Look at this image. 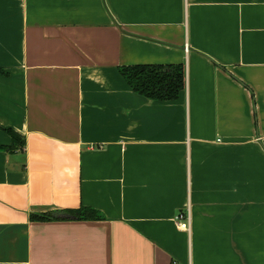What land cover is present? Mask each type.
I'll use <instances>...</instances> for the list:
<instances>
[{"label": "crops", "instance_id": "0c3cea01", "mask_svg": "<svg viewBox=\"0 0 264 264\" xmlns=\"http://www.w3.org/2000/svg\"><path fill=\"white\" fill-rule=\"evenodd\" d=\"M0 264H264V0H0Z\"/></svg>", "mask_w": 264, "mask_h": 264}, {"label": "trees", "instance_id": "16d2710c", "mask_svg": "<svg viewBox=\"0 0 264 264\" xmlns=\"http://www.w3.org/2000/svg\"><path fill=\"white\" fill-rule=\"evenodd\" d=\"M121 73L128 84L138 93L155 100H175L186 87V66L179 64H136L124 65ZM13 138L17 134L9 130ZM24 146V141H22ZM79 220H101L104 215L93 207L82 206L67 211ZM39 220L58 219L50 213L32 215Z\"/></svg>", "mask_w": 264, "mask_h": 264}, {"label": "built area", "instance_id": "2783aa9c", "mask_svg": "<svg viewBox=\"0 0 264 264\" xmlns=\"http://www.w3.org/2000/svg\"><path fill=\"white\" fill-rule=\"evenodd\" d=\"M188 48V47H187ZM178 218L179 219H183L184 218V215L183 214H180L179 216H178ZM180 226L182 227V228H184V229H187V228H189V223L187 222V221H180Z\"/></svg>", "mask_w": 264, "mask_h": 264}]
</instances>
